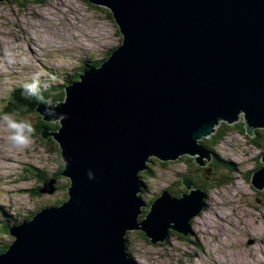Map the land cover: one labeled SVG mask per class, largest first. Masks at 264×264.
I'll return each mask as SVG.
<instances>
[{"label":"water","instance_id":"95a60500","mask_svg":"<svg viewBox=\"0 0 264 264\" xmlns=\"http://www.w3.org/2000/svg\"><path fill=\"white\" fill-rule=\"evenodd\" d=\"M3 1V0H0ZM109 10L121 42L98 66H86L63 88L57 113L35 112L57 129L52 137L68 179L67 198L8 228L0 264H137L125 235L150 243L170 231L190 233L206 192L180 176L184 190H163L147 206L139 173L151 157L189 156L207 180L214 157L201 139L242 116L245 133L264 128V0H87ZM262 165L250 183L264 188ZM46 178L40 193L52 194Z\"/></svg>","mask_w":264,"mask_h":264},{"label":"rangeland","instance_id":"374dc122","mask_svg":"<svg viewBox=\"0 0 264 264\" xmlns=\"http://www.w3.org/2000/svg\"><path fill=\"white\" fill-rule=\"evenodd\" d=\"M108 12L87 0L0 2V115L5 114L7 105L15 104L14 100L8 103L10 93L23 89L34 76H39L42 89L50 90L46 100L52 102L53 93L61 91L83 63L106 59L121 42ZM7 53L12 54L14 63L8 62ZM37 117L34 112L17 118L33 123ZM243 123L241 115L233 124L219 122L214 133L224 128L223 138L215 144L205 143L213 154L233 163L232 173L223 165L213 167L210 163L212 174L204 180L192 157L166 162L151 157L147 164L153 177L143 173L145 170L139 173L145 184L144 193L140 192L144 202L163 190L172 196L180 194L184 191L180 176L186 174L205 190V208L190 222L188 236L172 231L156 245L141 230L128 231L126 249L137 264H264V188L256 190L249 178L261 165L264 128L255 129L260 135L256 145ZM7 135V130L0 128V247L12 241L5 224H17L37 210L60 203L68 186V179L59 171L63 162L52 137L41 138L43 142L33 139L29 148L18 149L8 142ZM37 169L56 180L52 194L36 193L42 186ZM221 179L230 180L218 184Z\"/></svg>","mask_w":264,"mask_h":264},{"label":"trees","instance_id":"16d2710c","mask_svg":"<svg viewBox=\"0 0 264 264\" xmlns=\"http://www.w3.org/2000/svg\"><path fill=\"white\" fill-rule=\"evenodd\" d=\"M34 2H36V3H39V4H42V3H45L46 2V0H34ZM21 5V4H20ZM108 16L110 17V18H112L111 17V14H110V12H108ZM117 47V46H116ZM115 49V48H114ZM114 49H112V50H114ZM112 50H110L109 52H108V55L111 53V51ZM99 63H101V61H97L96 63H89L88 64V66H97V65H99ZM86 63H84V65H85ZM87 66V64L85 65V67ZM87 66V67H88ZM85 67H82V69H81V71L82 70H84L85 69ZM80 73H78V74H76L75 76H73V78L71 79V80H67L66 81V83H71L72 81H74V80H76L77 79V77H78V75H79ZM65 85L66 84H63V86H62V89H61V91H59V92H56V93H53V101H57V100H61L62 98H63V94H64V92H63V88L65 87ZM53 90V89H52ZM50 90H48V89H42V94H43V97L45 98V100L47 99V95H48V92H49ZM22 93H24V95H26L25 94V92H24V90L23 89H18V90H16L15 91V93H10V97L12 98L8 103L9 104H11L12 103V101L14 100V103H15V98L16 97H20L21 96V94ZM46 101H48V100H46ZM39 102H41V101H39L36 97L33 99V100H30V99H28L27 97H25V100H22L20 103H18L17 105H7L6 106V108H5V113H18V117H24V116H26V115H29V114H34V112H35V110H34V108H35V105L37 104V103H39ZM33 124V126H34V128H35V132H34V135H33V139L35 140V141H38V142H41L42 141V139H41V130L43 129V128H48V127H50V128H53V129H57V127H58V125H57V123H55L54 122V124L52 125V126H50L48 123H46L45 121H43L42 119H41V117H37V120H36V122H33L32 123ZM223 126H226V127H228L227 125H224V124H222V127ZM257 131V130H256ZM224 128H220V130L218 131V132H215L213 135H212V137L210 138V139H203V140H201L200 141V143L205 147L206 145H205V143L206 142H210L211 144L212 143H216V142H219V141H221V139L223 138V135H224ZM259 140H260V135H256L255 137H253V138H251V141L254 143V144H256V145H259ZM43 142V141H42ZM46 144V143H45ZM59 148V147H58ZM205 148H208L207 146L205 147ZM262 150H263V152H262V154L264 153V148L262 147ZM214 155V158H215V160L217 161V163H218V165H223L228 171H230L231 173L233 172V171H235V167H234V165H233V163H231L230 161H227V160H225V159H223L222 157H219L218 155H216V154H213ZM261 165H262V162H261ZM260 164H259V166L258 167H256V168H259L260 166H261ZM63 170V164H62V166L60 167V172ZM37 171V174L39 175V179H41L42 180V186H43V183H44V180L46 179V178H48L49 176H47L44 172H42V171H39L38 169L36 170ZM198 173L200 172V170L199 171H197ZM143 173H145V174H147V175H150V177H153L152 175H153V173L151 172V170H150V168L148 169V170H145ZM199 175H200V173H199ZM249 176V175H248ZM250 176H251V174H250ZM190 177V179L192 180V182H193V184H194V186L195 185H197L196 184V181L194 180V178L192 177V176H189ZM201 177V176H200ZM202 178V177H201ZM250 178V177H249ZM67 179V178H66ZM203 179V178H202ZM228 180H230V179H221V180H219L218 181V184H222V183H225V182H228ZM41 186V187H42ZM40 188V187H39ZM39 188H37V189H35V191H36V193H40L39 192ZM144 189H145V185L142 187V189H141V193H144ZM205 191V190H204ZM180 194H176V196H179ZM65 197V199L67 198V187H66V196H64ZM155 197H151L149 200H148V202H147V204H150L152 201H153V199H154ZM64 199V200H65ZM64 200H60L61 202H63ZM60 202V203H61ZM59 203V201H57L56 203H55V205L54 206H57V205H59L60 204ZM47 207H49V206H47ZM148 207L149 206H147L146 208L148 209ZM38 211V210H37ZM37 211H35V212H37ZM34 212V213H35ZM33 213V214H34ZM32 214V215H33ZM32 215L31 216H27V217H25V218H23V221L24 220H28V219H30L31 217H32ZM143 216L144 215H142V216H140L141 218H143ZM6 226V228H7V230H8V228H9V225L8 224H5ZM172 233V231H170L169 232V234H171ZM9 236H10V234H8ZM144 235V234H143ZM10 243H7V244H2V246L0 247V252H2V251H4L7 247H8V245H9ZM126 246H127V242H126Z\"/></svg>","mask_w":264,"mask_h":264},{"label":"clouds","instance_id":"9594fccd","mask_svg":"<svg viewBox=\"0 0 264 264\" xmlns=\"http://www.w3.org/2000/svg\"><path fill=\"white\" fill-rule=\"evenodd\" d=\"M6 55L9 57L8 62L10 64L15 62L11 53H7ZM23 90L27 96L36 97L44 104V115L48 118L59 120L66 118V114L56 112V108L59 107L58 104L46 101L43 97L39 76H34L31 82L25 83L23 85ZM9 91H12V89H9ZM17 117L18 113H5L0 115V128L7 130V140L13 147L27 149L34 143L33 135L35 128L29 120L18 119Z\"/></svg>","mask_w":264,"mask_h":264},{"label":"flooded vegetation","instance_id":"af4514ba","mask_svg":"<svg viewBox=\"0 0 264 264\" xmlns=\"http://www.w3.org/2000/svg\"><path fill=\"white\" fill-rule=\"evenodd\" d=\"M87 65L89 64V63H86ZM85 64V65H86ZM85 65H84V63H83V65H81V67H79V70H78V72L79 73H81V69H82V67H85ZM25 97H27L28 99H30V100H33L35 97H29V96H27V95H24V93H22L21 94V96L20 97H16L15 98V105H17L18 103H20L22 100H25ZM243 126H244V123L242 124ZM210 163L212 164V166L213 167H217V166H219L218 165V163H217V161L215 160V158L213 157L212 158V160L210 161ZM210 163H209V165H210ZM210 167H211V165H210ZM212 168V167H211ZM201 169V167L200 166H197V168H196V170H200ZM201 172V171H200ZM212 174V173H211ZM211 176V175H210ZM210 176H209V178H210ZM209 180V179H208ZM180 183V182H179ZM185 191V190H184ZM180 192V191H179ZM181 193V192H180ZM147 212V210L145 211V213ZM33 213H31L29 216H31ZM173 233V232H172Z\"/></svg>","mask_w":264,"mask_h":264},{"label":"bare ground","instance_id":"6f19581e","mask_svg":"<svg viewBox=\"0 0 264 264\" xmlns=\"http://www.w3.org/2000/svg\"><path fill=\"white\" fill-rule=\"evenodd\" d=\"M3 1H6V0H3ZM0 2H2V1H0ZM29 40H30V38H29ZM117 48V47H116ZM115 48V49H116ZM114 49V50H115ZM226 123V122H225ZM211 138V136L210 137H208V139H210ZM179 159V158H178ZM164 162H166V161H164ZM198 165V164H197ZM199 171V170H198ZM252 186V185H251ZM253 187V186H252ZM254 188V187H253ZM256 190H262V189H256ZM155 199V198H154ZM203 209L205 208V205H203V207H202ZM198 215H196V216H194L193 218H192V220L195 218V217H197ZM192 220H191V222H192ZM194 222V221H193ZM192 224V223H191ZM254 230V229H253ZM257 230H259V227L257 228ZM177 233H179L178 231H176ZM181 234V233H180ZM189 234V233H188ZM188 234H187V236H188ZM160 243V242H159ZM154 244V243H153ZM157 245V244H156Z\"/></svg>","mask_w":264,"mask_h":264}]
</instances>
